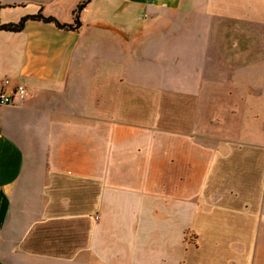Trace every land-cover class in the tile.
Returning <instances> with one entry per match:
<instances>
[{
    "label": "crops",
    "instance_id": "0c3cea01",
    "mask_svg": "<svg viewBox=\"0 0 264 264\" xmlns=\"http://www.w3.org/2000/svg\"><path fill=\"white\" fill-rule=\"evenodd\" d=\"M83 1L0 0V25ZM79 18L0 30V264H264V0Z\"/></svg>",
    "mask_w": 264,
    "mask_h": 264
},
{
    "label": "trees",
    "instance_id": "16d2710c",
    "mask_svg": "<svg viewBox=\"0 0 264 264\" xmlns=\"http://www.w3.org/2000/svg\"><path fill=\"white\" fill-rule=\"evenodd\" d=\"M87 1H89V0H84L74 10V12H73L74 22L73 23H62L60 20H58L57 18H55L53 16H46L45 14L39 12V13H37L35 15H31V14L26 15V16H24L17 23L10 22V23L1 24L0 25V30L14 31V32L21 31L23 29V27L26 25V22L29 19L30 20H42V21H46V22H54L58 26H60L62 28H66V29H69V28H77V27L79 28L81 26V21H80V18H79V13L81 12L82 8L87 3Z\"/></svg>",
    "mask_w": 264,
    "mask_h": 264
},
{
    "label": "built area",
    "instance_id": "2783aa9c",
    "mask_svg": "<svg viewBox=\"0 0 264 264\" xmlns=\"http://www.w3.org/2000/svg\"><path fill=\"white\" fill-rule=\"evenodd\" d=\"M9 80H4V84H8ZM27 87L22 84H18L16 89H14V96H16L19 100L24 101L29 97V93L27 91ZM13 103V97L10 95H6L5 93H0V104H9Z\"/></svg>",
    "mask_w": 264,
    "mask_h": 264
}]
</instances>
